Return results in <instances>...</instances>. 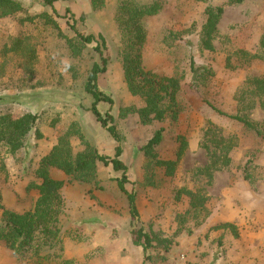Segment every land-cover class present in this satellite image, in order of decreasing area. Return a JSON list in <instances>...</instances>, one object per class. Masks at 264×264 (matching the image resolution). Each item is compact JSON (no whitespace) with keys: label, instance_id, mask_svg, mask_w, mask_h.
Listing matches in <instances>:
<instances>
[{"label":"rangeland","instance_id":"obj_1","mask_svg":"<svg viewBox=\"0 0 264 264\" xmlns=\"http://www.w3.org/2000/svg\"><path fill=\"white\" fill-rule=\"evenodd\" d=\"M17 1L21 10L0 17V115L33 114L37 123L16 152L0 144L3 207H35L38 169L61 138L74 155H115L118 144L92 113L85 90L93 64L101 63L97 42L79 36L102 34L109 62L98 85L113 103L98 108L114 118L129 168L126 188L136 192L140 213L133 221L112 165L97 161L87 181L52 167L64 182L63 250L45 247L42 264H264V95L253 83L264 80V0ZM154 3L160 10L141 19L137 36L128 12ZM209 8L223 12L208 49ZM135 57L145 72L178 81L175 104L162 101V120L143 123L137 113L145 100L125 74V60ZM159 130L162 140L149 155L144 147ZM159 160L174 161L172 173ZM187 191L204 206L193 208ZM140 227L152 238L148 258L133 242ZM0 264L32 260L0 241Z\"/></svg>","mask_w":264,"mask_h":264},{"label":"trees","instance_id":"obj_2","mask_svg":"<svg viewBox=\"0 0 264 264\" xmlns=\"http://www.w3.org/2000/svg\"><path fill=\"white\" fill-rule=\"evenodd\" d=\"M45 1L53 5L56 0ZM233 1L241 3L244 0ZM160 8L161 5L159 3H154L142 8L135 6L134 11L128 12L129 19L132 20L131 24L137 36L143 35L141 19L145 16L156 14ZM21 9L22 6L17 0H0V17ZM207 12L209 17L204 27L207 35L204 42L206 48L209 49L212 47L213 34L217 30L219 16L222 14L223 9L219 8L217 11H214L209 8ZM79 36L85 43L97 42L96 50L100 54L101 63L95 62L93 64L85 83V90L93 98L92 113L101 123L102 127L107 129L118 145L113 157L102 155L93 150L78 152L74 155L68 138H61L59 145L54 147L52 153L43 159L41 167L38 169V176L42 178V182L33 185L32 188L38 189L40 196L32 210L16 212L5 209L1 203L0 195V209L3 210L2 220L0 222V241L5 242L7 247L17 257L21 259L26 257L30 258L32 264H42V261L46 257V255L42 254L45 247L61 246V229L59 225L65 206V200L61 193L64 182L55 179L51 175L50 170L52 167L61 169L67 175L75 176L80 181H87L88 177L86 175L94 170L97 161L112 165L115 171L121 173V178L117 179L118 187L127 197L131 217L133 221L140 222L137 194L134 190L128 191L126 188V184L129 183V168L121 160V155L123 154L121 137L114 125L113 116L109 113L106 115L102 114L98 108V105L103 102L113 103V99L104 93L98 85L99 76L106 72L109 62L108 57L104 54L107 46L106 39L102 34H99L97 37L93 34ZM261 43L264 46V38ZM191 68L192 70H197L193 58L191 60ZM125 74L130 90L134 94L142 96L145 100V106L137 110L143 123H149L156 119L162 120L165 117V109L162 107V101L168 99L171 103L175 104L178 81L174 78H158L149 72H145L138 57L127 58L125 60ZM136 76L140 78L137 81L134 79ZM253 83L256 86L255 91L264 95V80L255 78ZM219 113L242 122L248 128H256V125L239 115H230L220 111ZM36 123L37 116L33 114H26L20 118H13L10 114L0 115V144L6 143L11 152H16L24 147L25 140L36 126ZM257 131L261 133L260 129H257ZM62 140L66 142L65 146H62ZM161 140L162 130H159L144 147L149 152V155H152L155 146ZM157 163L170 170L171 172L169 173H172V169L176 165L174 161L169 160H159ZM82 174L85 176L83 177ZM186 193L191 197V206L193 208L204 206L203 201L200 204L198 203L197 193L191 191H187ZM132 233L134 236V244L142 246L146 256L145 258H148L149 255L147 252L152 246L151 236L145 232L143 227L134 229ZM60 249L61 251L63 250L62 246Z\"/></svg>","mask_w":264,"mask_h":264}]
</instances>
